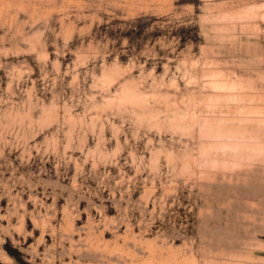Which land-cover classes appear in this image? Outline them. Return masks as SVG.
<instances>
[{"label":"rangeland","instance_id":"374dc122","mask_svg":"<svg viewBox=\"0 0 264 264\" xmlns=\"http://www.w3.org/2000/svg\"><path fill=\"white\" fill-rule=\"evenodd\" d=\"M0 264H264V0H0Z\"/></svg>","mask_w":264,"mask_h":264}]
</instances>
